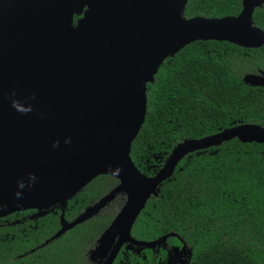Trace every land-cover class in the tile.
Here are the masks:
<instances>
[{
	"label": "water",
	"instance_id": "95a60500",
	"mask_svg": "<svg viewBox=\"0 0 264 264\" xmlns=\"http://www.w3.org/2000/svg\"><path fill=\"white\" fill-rule=\"evenodd\" d=\"M187 1L0 0V218L46 211L112 175L118 184L110 193L54 237L123 193L126 201L96 250L107 255L102 264H113L125 245L154 251L177 236L137 240L132 228L184 157L234 138L264 144V128L246 123L184 141L153 176L132 161L147 84L167 58L196 41L264 46V30L252 21L264 0H242L237 16L189 19ZM243 80L264 87V72Z\"/></svg>",
	"mask_w": 264,
	"mask_h": 264
},
{
	"label": "trees",
	"instance_id": "16d2710c",
	"mask_svg": "<svg viewBox=\"0 0 264 264\" xmlns=\"http://www.w3.org/2000/svg\"><path fill=\"white\" fill-rule=\"evenodd\" d=\"M242 0H188L187 19L237 16ZM253 23L264 30V4ZM264 72V46L196 41L167 58L147 84V113L131 144L137 168L153 176L173 149L240 124L264 128V87L244 82ZM118 184L100 175L46 210L0 218V264H101L100 239L126 201L117 194L89 219L51 239ZM174 233L144 258L118 254L113 264H167L174 251L187 264H264V144L237 138L184 157L139 214L132 236L153 241Z\"/></svg>",
	"mask_w": 264,
	"mask_h": 264
},
{
	"label": "flooded vegetation",
	"instance_id": "af4514ba",
	"mask_svg": "<svg viewBox=\"0 0 264 264\" xmlns=\"http://www.w3.org/2000/svg\"><path fill=\"white\" fill-rule=\"evenodd\" d=\"M79 18V16H75L74 17V22H76V20ZM53 238H55L54 237V235L51 237V239H53ZM134 247V246H133ZM137 248V247H136ZM150 249V248H149ZM156 251V249L153 251V252H155ZM124 253V256L127 254V252H131V253H133L134 255H136V256H141V257H145L144 255H143V251H141V250H139V249H134V248H131V247H127L126 245L125 246H123L122 248H121V250H120V252H119V254L120 253ZM150 252H151V249H150ZM173 253H176L177 254V257H179V258H184V263H182V264H187V260L185 259V256H182L179 252H177V251H174ZM118 256V255H117ZM106 257H107V255L106 256H104V259H103V261L106 259ZM117 258V257H116ZM116 260V259H115ZM102 261V262H103ZM102 262H101V264H102ZM114 263V262H113ZM120 264H123L122 262H120ZM167 264H173L172 262H169V263H167Z\"/></svg>",
	"mask_w": 264,
	"mask_h": 264
},
{
	"label": "rangeland",
	"instance_id": "374dc122",
	"mask_svg": "<svg viewBox=\"0 0 264 264\" xmlns=\"http://www.w3.org/2000/svg\"><path fill=\"white\" fill-rule=\"evenodd\" d=\"M172 263L173 264H182V263H184V258H179V257H177V254L174 253Z\"/></svg>",
	"mask_w": 264,
	"mask_h": 264
}]
</instances>
